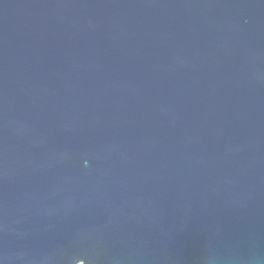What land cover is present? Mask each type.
I'll return each mask as SVG.
<instances>
[{"label":"water","instance_id":"water-1","mask_svg":"<svg viewBox=\"0 0 264 264\" xmlns=\"http://www.w3.org/2000/svg\"><path fill=\"white\" fill-rule=\"evenodd\" d=\"M0 264H264V0H0Z\"/></svg>","mask_w":264,"mask_h":264}]
</instances>
